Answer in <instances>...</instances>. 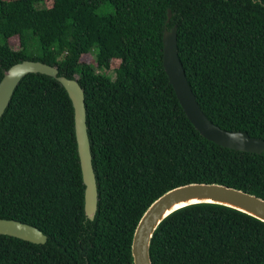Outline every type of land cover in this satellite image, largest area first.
Wrapping results in <instances>:
<instances>
[{
    "label": "trees",
    "instance_id": "16d2710c",
    "mask_svg": "<svg viewBox=\"0 0 264 264\" xmlns=\"http://www.w3.org/2000/svg\"><path fill=\"white\" fill-rule=\"evenodd\" d=\"M174 25L206 115L264 139V0H0V81L24 59L79 77L99 192L89 219L72 99L56 78L27 74L0 118V217L33 224L48 240L0 234V264H133L144 212L183 184L216 182L264 198V152L207 139L180 103L163 64L164 30ZM151 257L264 264V221L191 204L162 221Z\"/></svg>",
    "mask_w": 264,
    "mask_h": 264
},
{
    "label": "water",
    "instance_id": "95a60500",
    "mask_svg": "<svg viewBox=\"0 0 264 264\" xmlns=\"http://www.w3.org/2000/svg\"><path fill=\"white\" fill-rule=\"evenodd\" d=\"M172 11H168V20ZM177 25L163 34V64L178 99L195 127L207 139L231 149L262 153L264 139L250 136L246 131L227 130L215 124L201 108L188 80L178 50ZM29 73H43L56 78L68 91L75 110V130L85 184V213L94 219L98 210L99 192L93 166V156L87 124L85 90L79 77L59 74L56 65L40 60L24 59L4 71L0 81V118L10 104L12 96ZM196 203H216L238 209L264 221V198L240 188L221 183L192 182L174 187L155 201L144 212L132 241L133 264H154L151 243L162 221L171 213ZM0 234L11 235L33 243H46L48 236L37 226L11 218L0 217Z\"/></svg>",
    "mask_w": 264,
    "mask_h": 264
},
{
    "label": "rangeland",
    "instance_id": "374dc122",
    "mask_svg": "<svg viewBox=\"0 0 264 264\" xmlns=\"http://www.w3.org/2000/svg\"><path fill=\"white\" fill-rule=\"evenodd\" d=\"M46 4H47V6H52L53 0H46ZM100 10L104 11L105 9H104V7H102ZM10 42H11L13 48H19L20 47V40L17 36L11 38ZM92 59H93L92 55H89V54L85 55L83 57V60H87V61H92Z\"/></svg>",
    "mask_w": 264,
    "mask_h": 264
}]
</instances>
